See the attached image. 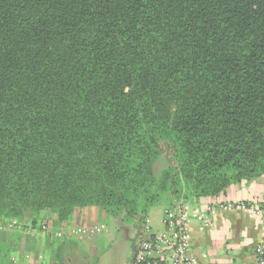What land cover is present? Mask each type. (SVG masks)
Here are the masks:
<instances>
[{
    "label": "trees",
    "instance_id": "16d2710c",
    "mask_svg": "<svg viewBox=\"0 0 264 264\" xmlns=\"http://www.w3.org/2000/svg\"><path fill=\"white\" fill-rule=\"evenodd\" d=\"M263 174L264 0H0V221L142 225Z\"/></svg>",
    "mask_w": 264,
    "mask_h": 264
},
{
    "label": "crops",
    "instance_id": "0c3cea01",
    "mask_svg": "<svg viewBox=\"0 0 264 264\" xmlns=\"http://www.w3.org/2000/svg\"><path fill=\"white\" fill-rule=\"evenodd\" d=\"M219 200L262 204L264 174L231 185ZM209 202H212L209 198H199L190 200L189 204L204 207ZM166 207L157 222L147 214L146 222L153 232L164 230L161 220ZM52 220H55L54 215L51 216ZM80 223L103 224L104 228L80 238L57 237L54 232L58 227H52L50 233H24L17 236L15 251H11L6 264H131L141 229L137 221L118 223L96 209H88L82 214L72 215L63 224L74 226ZM189 226L191 248L204 255L202 261L209 260L213 264H256L255 247L264 239V224L258 218L248 217L240 211H228L215 216L212 224L203 231L198 229V222L193 219Z\"/></svg>",
    "mask_w": 264,
    "mask_h": 264
},
{
    "label": "built area",
    "instance_id": "2783aa9c",
    "mask_svg": "<svg viewBox=\"0 0 264 264\" xmlns=\"http://www.w3.org/2000/svg\"><path fill=\"white\" fill-rule=\"evenodd\" d=\"M228 211H240L248 217L258 218L264 224V202L256 205L245 201H220L204 207L189 203L176 204L166 208L162 217L164 230L153 232L145 222L136 240L131 264H213L202 261L191 248L190 221L198 222V229L205 230L213 218ZM46 229L45 227H43ZM104 228L103 224L77 228V234H93ZM256 264H264V239L255 247Z\"/></svg>",
    "mask_w": 264,
    "mask_h": 264
},
{
    "label": "rangeland",
    "instance_id": "374dc122",
    "mask_svg": "<svg viewBox=\"0 0 264 264\" xmlns=\"http://www.w3.org/2000/svg\"><path fill=\"white\" fill-rule=\"evenodd\" d=\"M162 149L163 152L165 154V157L169 160H172V155H171V150L165 146L162 145ZM166 206V202H162L161 204L152 207L148 214L150 216V218L157 222V219L160 217V214L162 213L164 207ZM53 216L54 214H52L50 211L46 210L42 213V218L39 222H37L36 224H32L31 222H18L17 220H4V221H0V235L2 233H7L6 235L8 236L7 242H0V247L7 249L10 246L14 247L15 245V240L17 238V236L22 235L24 233L27 232H36V233H50V230L53 228H57V230H55L54 234L57 237H64V236H69V237H83V236H87L89 234H77L75 233L74 230H76L77 228L80 227H93L95 225H98V223L95 224H89V223H80V224H76L74 226H66V224H63L67 221H63L61 223H56V220H51V216ZM54 218L56 219L55 215ZM151 221V220H150ZM126 222V221H125ZM152 223V222H151ZM63 224V225H61ZM143 225V224H142ZM141 225V226H142ZM15 226V227H14ZM60 226V227H59ZM43 227H45L46 229H44ZM19 233V234H18ZM6 241V240H5ZM14 260H15V256H14Z\"/></svg>",
    "mask_w": 264,
    "mask_h": 264
}]
</instances>
